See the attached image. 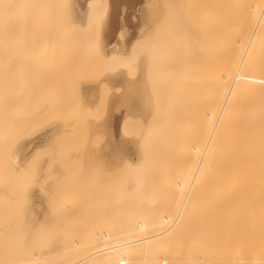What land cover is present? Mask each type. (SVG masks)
I'll return each instance as SVG.
<instances>
[{
	"label": "rangeland",
	"instance_id": "rangeland-1",
	"mask_svg": "<svg viewBox=\"0 0 264 264\" xmlns=\"http://www.w3.org/2000/svg\"><path fill=\"white\" fill-rule=\"evenodd\" d=\"M22 1L0 0V94L7 97L0 114V168L11 189L0 194L1 226L10 225L2 231L9 233L7 238L0 239L7 243L12 238L7 247L15 250L13 259L23 257L22 243L31 241L33 233L36 241H81L91 231H116L128 216L151 204L176 213L186 193L176 190V182L183 176L192 185L196 164L188 163L189 156L180 165L166 159L161 141L166 131L176 133L200 122V111L209 105L203 108L202 98L211 86L207 72L201 71L198 50L217 20L210 22L208 5L186 9L184 0H102L98 22L87 27L84 0ZM121 14L125 28L116 38L124 57L122 79L110 87L104 82L108 69L102 56L109 37L103 35L118 27ZM185 52L193 56L177 60ZM169 57L171 64L166 63ZM88 81L97 90V106L89 107L91 111L84 95ZM113 95L125 98L116 109H123L126 122L119 136L115 131L110 135L104 124ZM34 121L67 125L53 126L23 151L20 143L30 137ZM122 145L126 149L119 155ZM122 157L127 159L123 162ZM29 176L43 180L40 199L30 190ZM71 184L81 202L64 214L56 199L64 191L60 198H67ZM72 249L71 254L81 251ZM62 254L45 261L66 258Z\"/></svg>",
	"mask_w": 264,
	"mask_h": 264
},
{
	"label": "bare ground",
	"instance_id": "bare-ground-1",
	"mask_svg": "<svg viewBox=\"0 0 264 264\" xmlns=\"http://www.w3.org/2000/svg\"><path fill=\"white\" fill-rule=\"evenodd\" d=\"M84 1V23L90 27L100 18L102 0ZM184 1L186 9L195 4L197 7L208 5L210 16L214 17H210V22L215 17L218 22H211L210 36L200 42L198 49L201 71L207 72L208 88L211 86L206 92V97L210 98H202L203 108L209 104L207 110L200 111V122L179 127L176 133L175 129L166 131L168 135L165 133L161 141L166 159L174 158L180 165L189 156L188 163L196 164L192 185L185 184L183 176L176 182V190L186 192L179 199L178 211L151 204L140 213L135 211L136 216H128L126 224L117 225L116 231H91L81 241H36L34 233L30 241L27 234L29 241L22 243L23 257L16 260L13 259L15 250L7 247L12 238L6 239L7 243L0 239V264H49L46 257L61 251L63 254L59 256L66 255V258H55V262L50 260L51 264H264V0ZM146 17L144 15L143 20ZM109 21L111 25L113 19ZM125 21L121 14L116 34L124 30ZM106 46L102 54L108 69L104 82L116 87L117 84H109V81L111 76L115 81L122 79L121 43L115 36ZM189 55L193 56L185 52L177 60L186 61ZM171 62L172 57L167 58L166 63ZM94 86L91 81L84 85L89 111V107L94 105V110L97 106ZM6 101L7 97L0 94V114ZM121 104V95L113 96L106 104L108 112L104 124L110 135L115 131L119 136L125 131L124 111L116 110ZM36 114L32 113L29 118H35ZM34 122L30 137L20 143L23 151L28 150L34 138H43L53 126L67 125L66 122L55 125ZM200 134L203 138L199 141ZM124 149L126 146L122 145L119 155ZM126 159L122 157L121 161ZM3 175L0 168V194L9 190ZM40 178H28L32 179L31 192L39 199L44 189ZM71 185L73 193L60 198V195L65 196L67 191H64L56 199L58 211L64 214L81 202L80 193ZM63 189L67 190L66 186ZM2 223L0 238H7L9 233L5 231L10 225L3 227ZM25 235L22 233L21 237ZM21 237L18 235V239ZM69 248L81 251L71 254ZM57 259L61 260L57 262Z\"/></svg>",
	"mask_w": 264,
	"mask_h": 264
},
{
	"label": "crops",
	"instance_id": "crops-1",
	"mask_svg": "<svg viewBox=\"0 0 264 264\" xmlns=\"http://www.w3.org/2000/svg\"><path fill=\"white\" fill-rule=\"evenodd\" d=\"M107 31V33L106 34H104L103 36H106V37H109V39H108V42H111L112 40H113V38L116 36V29H114V28H110V29H108V30H106ZM115 77H110V83L111 84H114V85H116L119 81H115V79H114ZM95 88H96V85L94 86ZM114 87V86H113ZM96 92H97V90H95ZM113 96H115V95H113ZM112 96V97H113ZM112 97H110V99L112 98ZM125 100V98L124 97H122V101H124ZM113 136H115V134L113 135Z\"/></svg>",
	"mask_w": 264,
	"mask_h": 264
}]
</instances>
